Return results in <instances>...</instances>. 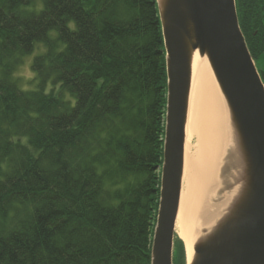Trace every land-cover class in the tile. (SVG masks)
<instances>
[{
	"label": "trees",
	"instance_id": "trees-1",
	"mask_svg": "<svg viewBox=\"0 0 264 264\" xmlns=\"http://www.w3.org/2000/svg\"><path fill=\"white\" fill-rule=\"evenodd\" d=\"M166 105L156 0H0V264H151Z\"/></svg>",
	"mask_w": 264,
	"mask_h": 264
},
{
	"label": "water",
	"instance_id": "water-1",
	"mask_svg": "<svg viewBox=\"0 0 264 264\" xmlns=\"http://www.w3.org/2000/svg\"><path fill=\"white\" fill-rule=\"evenodd\" d=\"M165 45L167 105L151 264H173L186 126L196 54L206 57L228 111L230 202L193 244L187 264H264V82L236 0H156ZM187 255V254H186Z\"/></svg>",
	"mask_w": 264,
	"mask_h": 264
},
{
	"label": "bare ground",
	"instance_id": "bare-ground-1",
	"mask_svg": "<svg viewBox=\"0 0 264 264\" xmlns=\"http://www.w3.org/2000/svg\"><path fill=\"white\" fill-rule=\"evenodd\" d=\"M228 111L210 63L195 56L189 98L183 180L176 218V239L190 259L193 244L229 204L224 172L233 162Z\"/></svg>",
	"mask_w": 264,
	"mask_h": 264
},
{
	"label": "rangeland",
	"instance_id": "rangeland-1",
	"mask_svg": "<svg viewBox=\"0 0 264 264\" xmlns=\"http://www.w3.org/2000/svg\"><path fill=\"white\" fill-rule=\"evenodd\" d=\"M42 51H44L43 46L38 44L36 50L32 54H29L25 57L24 64L19 66L16 71V76L19 79L21 85L25 89L32 87V84L30 83V79L34 76L32 72V67H31L32 61L34 57L37 54L42 53ZM255 63L259 70H262L264 68V59L262 58L256 59ZM176 241L177 239H176V231H175V243H174V249H173V264H181V260L179 258V253H178L179 251L178 244L176 243ZM184 264H187L186 252H185V257H184Z\"/></svg>",
	"mask_w": 264,
	"mask_h": 264
},
{
	"label": "flooded vegetation",
	"instance_id": "flooded-vegetation-1",
	"mask_svg": "<svg viewBox=\"0 0 264 264\" xmlns=\"http://www.w3.org/2000/svg\"><path fill=\"white\" fill-rule=\"evenodd\" d=\"M253 1H255L254 4H252V2H249L250 3L249 4L250 5V9H248V10H250L251 14L254 13V12L258 13L259 12V8H261V6L263 5V1L262 0H253Z\"/></svg>",
	"mask_w": 264,
	"mask_h": 264
}]
</instances>
